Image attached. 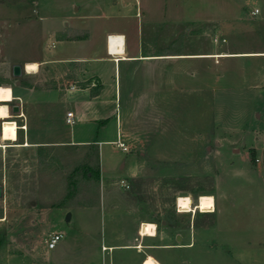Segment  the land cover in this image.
<instances>
[{
	"label": "rangeland",
	"instance_id": "rangeland-1",
	"mask_svg": "<svg viewBox=\"0 0 264 264\" xmlns=\"http://www.w3.org/2000/svg\"><path fill=\"white\" fill-rule=\"evenodd\" d=\"M85 2L90 4L89 0H0V105L12 100L10 88L4 85L13 81L3 78L9 66L27 60L37 63L45 57L46 30L60 28L61 19L70 14L69 5L82 8ZM256 8L260 14L251 16ZM136 9L138 15L130 22L135 27L137 21L143 54L264 50V0H137ZM42 12L45 23L38 21ZM106 22L112 26L117 21ZM132 38L131 33L129 44ZM248 62L264 64V59H174L158 63L150 72L139 67L141 91L149 84L145 74L154 72L157 79L159 90L151 107L130 103L126 70L121 67L115 100L112 94L103 108L96 109L94 139L103 129L102 138L112 141L118 135L124 144L119 131L129 134L126 153L113 144L102 146L105 169L119 180L126 172L118 170L122 163L135 167L129 192L146 204L151 222L168 234L170 245L191 243L188 248L157 251L162 264H264V189L255 176L239 174L255 166L250 147L264 140L260 129L250 128L248 140L242 133L248 117H253L248 106L260 108L255 92L236 88L245 79L240 68ZM181 65L188 74L181 72ZM170 69L172 91L162 82ZM219 70L221 83L214 77ZM47 84L56 87L51 81ZM230 84L233 91H222L219 103L217 90ZM11 106L16 105H6L9 119L0 121V215L5 212L6 218L10 214L17 219L10 228L16 241L22 239L21 213L65 205L89 180L80 168L97 170V159L89 146L16 148L10 142L15 141L20 123ZM75 128L85 132L81 125ZM92 191L94 198L102 195L97 187ZM210 195L220 209L215 229ZM179 197H188L195 213H179ZM5 229L4 223L0 225V232ZM246 243H250L248 251H236ZM6 257L4 246L0 264H6Z\"/></svg>",
	"mask_w": 264,
	"mask_h": 264
},
{
	"label": "crops",
	"instance_id": "crops-1",
	"mask_svg": "<svg viewBox=\"0 0 264 264\" xmlns=\"http://www.w3.org/2000/svg\"><path fill=\"white\" fill-rule=\"evenodd\" d=\"M89 1L90 4L87 6L85 2L82 8L69 5L70 14L61 19L60 28L46 30L48 40L45 49L49 53L37 59L35 72L28 74L24 69L26 64L32 61L16 63L21 66L24 73L20 80L25 87L19 83L15 84L18 81L11 76L12 65L3 78L8 77L13 81L12 84L4 86L11 90L12 100L8 104L14 102L18 107L17 119L20 123L19 126L16 125L15 141L10 143H14V146L20 149L92 147L94 154L96 152L98 177L86 181L63 206L22 212L18 234L22 238L20 240L15 241L10 231L12 223L14 224L17 219L11 218L10 214L6 218V213L1 212L0 225L3 223L5 225V246L8 248L6 264H145L149 258L156 264H162L157 251L190 247V242L178 246L170 245L167 242L170 238L168 234L165 231H158L157 225L151 222L146 204L129 192L128 183L136 177L135 167L132 165L127 167L122 163L118 170L126 172L125 177H119V180L113 176V171L105 169L101 161L102 146L114 145L118 135H115V140H105L101 137L103 135L101 129L98 132L99 139H94L95 124L98 120L96 109L103 108L112 94L115 100L120 88L121 67L126 70L124 83L130 103L146 104L145 106L151 107L159 87L154 72L149 73V68H154L158 63H172L174 59L181 61L211 58L264 59V50L185 55L143 54L137 21L135 27L134 22H130L138 15L137 0ZM259 14L258 10L256 16ZM44 16L43 13L38 21L45 23ZM110 20L117 22L107 26L105 23ZM131 33L133 42L129 44ZM107 36L122 37L121 53H112L110 49H108L110 53L107 52L105 43ZM139 67L149 71L145 74L149 82L146 91H141L143 85H140V77L136 76ZM245 67L240 68V76L245 79L240 80V86L236 88L255 92L260 106V108L248 106L253 111V117L250 116V119L248 117L247 129L242 130L244 138L248 140L250 128L260 129L264 135V64L248 62ZM181 72L188 74L187 67H182ZM168 73L167 77L164 73L165 78L162 82L172 91L173 69ZM214 77L221 83L223 78L221 70L214 73ZM49 81L55 83L56 87L47 84ZM158 83L161 84V81ZM60 84L62 89L59 88ZM70 86L74 88L69 89ZM231 87L230 84L223 90H217L219 103L222 91H233L234 88ZM257 109L262 111L258 112ZM66 112L72 113L74 121L72 126L65 123ZM8 119L9 115L4 120ZM77 125L85 127L83 128L85 132H77L75 128ZM121 136L125 143L123 144L120 139L119 142L126 147L129 134L126 131H119V137ZM259 145L260 142L257 147H250L254 151V157L258 158V163L255 166H247L239 174L255 176L264 189V151L259 149ZM124 185H127L128 189H125ZM95 187L99 191L102 190V195L97 198L91 195ZM1 192L3 195L2 187ZM212 198L215 229L220 209H216V199ZM192 212L195 213L193 209ZM65 214L68 215L67 220L63 218ZM148 224L154 227L153 236L141 234V225ZM52 233H61L63 236L53 249L48 250L46 241ZM249 248L250 243H246L244 248L236 251H248Z\"/></svg>",
	"mask_w": 264,
	"mask_h": 264
},
{
	"label": "bare ground",
	"instance_id": "bare-ground-1",
	"mask_svg": "<svg viewBox=\"0 0 264 264\" xmlns=\"http://www.w3.org/2000/svg\"><path fill=\"white\" fill-rule=\"evenodd\" d=\"M114 40V43L111 42L109 44L110 51L115 54H119L122 52V37L115 36L111 37L110 40ZM37 65L35 63H27L25 66V72L30 74L35 72ZM8 118L6 105H0V120H4ZM176 206L179 213H191V200L188 197H179L176 201ZM152 225H142L141 234L143 236H153L155 231ZM145 264H156L152 258H149Z\"/></svg>",
	"mask_w": 264,
	"mask_h": 264
},
{
	"label": "built area",
	"instance_id": "built-area-1",
	"mask_svg": "<svg viewBox=\"0 0 264 264\" xmlns=\"http://www.w3.org/2000/svg\"><path fill=\"white\" fill-rule=\"evenodd\" d=\"M257 13H258V10L257 9H254L253 11L250 12L251 15H256ZM110 38H111V36H107L106 39H105L106 48H107V52L108 53H110L109 50H108L109 44L111 42L114 43V40L113 39L110 40ZM73 88H74L73 86H70L69 89H73ZM72 118L73 117H72V113L71 112H66L65 113V123H66V125L72 126L74 124V121H73ZM114 145L117 148H119L122 152H126L127 151L126 147L122 143H120L119 140H117ZM259 148H260V150L264 151V140L260 142ZM253 162L255 164H257L258 163V158L254 157ZM120 184L123 185V182L120 181ZM124 188L125 189H128V186L127 185H124ZM62 236L63 235L61 233H52L50 236H48V239L46 241V247H47V249L48 250L53 249L54 246L56 245V243L59 242L62 239Z\"/></svg>",
	"mask_w": 264,
	"mask_h": 264
},
{
	"label": "trees",
	"instance_id": "trees-1",
	"mask_svg": "<svg viewBox=\"0 0 264 264\" xmlns=\"http://www.w3.org/2000/svg\"><path fill=\"white\" fill-rule=\"evenodd\" d=\"M16 80L18 81V83L20 85H22L23 87H25V84L20 79L19 80L16 79ZM95 155H96V152H95ZM80 170H82L84 177L85 176L87 177V175H89V177H88L89 179L97 178L98 177V171L97 170L93 171L90 168H88L87 166H82L80 168ZM5 243H6V235H5V230H4V231L0 232V249L5 246Z\"/></svg>",
	"mask_w": 264,
	"mask_h": 264
},
{
	"label": "water",
	"instance_id": "water-1",
	"mask_svg": "<svg viewBox=\"0 0 264 264\" xmlns=\"http://www.w3.org/2000/svg\"><path fill=\"white\" fill-rule=\"evenodd\" d=\"M10 71H11V76L14 79H18L22 74V69H21L20 65H12ZM15 84L18 85V82H15ZM7 104L8 103H4V105H7ZM10 112L12 114H17L18 113V107L17 106H11ZM1 196H2V192H1V187H0V198H1ZM67 219H68V215H66V217H65V220H67Z\"/></svg>",
	"mask_w": 264,
	"mask_h": 264
}]
</instances>
